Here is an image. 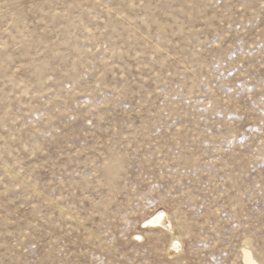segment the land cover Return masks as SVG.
<instances>
[{"label":"rangeland","instance_id":"1","mask_svg":"<svg viewBox=\"0 0 264 264\" xmlns=\"http://www.w3.org/2000/svg\"><path fill=\"white\" fill-rule=\"evenodd\" d=\"M243 251L264 264V0H0V264Z\"/></svg>","mask_w":264,"mask_h":264},{"label":"bare ground","instance_id":"2","mask_svg":"<svg viewBox=\"0 0 264 264\" xmlns=\"http://www.w3.org/2000/svg\"><path fill=\"white\" fill-rule=\"evenodd\" d=\"M143 228H158L165 229L170 232V250L167 253L172 256H177L178 248H181V238L177 232V229L174 227L172 218L165 211H158L152 214L149 218H147L144 222ZM181 230V229H180ZM168 232V233H169ZM138 239L142 238L141 234H137ZM180 244V245H179ZM242 260L243 264H258L254 257L248 251L242 252Z\"/></svg>","mask_w":264,"mask_h":264}]
</instances>
